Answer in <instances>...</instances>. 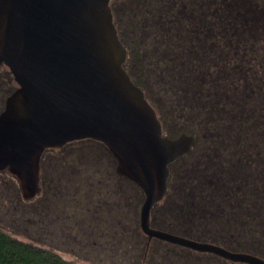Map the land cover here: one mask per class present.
<instances>
[{
    "label": "rangeland",
    "instance_id": "374dc122",
    "mask_svg": "<svg viewBox=\"0 0 264 264\" xmlns=\"http://www.w3.org/2000/svg\"><path fill=\"white\" fill-rule=\"evenodd\" d=\"M237 4L244 12L245 2L238 1ZM112 5L119 13L117 23L128 50L125 67L157 109L167 134H191L198 128L196 123L219 122L221 111L227 115L226 107L220 108L218 101L225 93L226 84L230 91L235 90L234 83L199 82L208 81L211 74L231 71L230 67H218L220 71L211 67L227 62L222 55L221 60L218 56L214 58L216 50L224 54L225 47L222 46L227 40L226 35L217 33L212 26L207 30H196L197 25L193 26V32L184 31L178 35L175 45L190 46L191 49L194 46L195 61L199 59L205 63L198 67L183 66L182 58L174 62L173 52L167 50L169 38L162 32L164 28L185 26L180 23L182 4L179 1L114 0ZM258 5L264 6V0ZM204 9L205 14L211 16L216 8ZM214 16L212 18L216 20V14ZM213 43L216 48L211 50ZM177 52L175 50L174 55ZM170 57L171 61L165 63ZM231 64H235L234 61ZM187 68L198 71L192 75L199 81H188L193 78L184 77L183 71ZM207 106L210 113L202 115ZM221 148L223 155L218 158L215 154L212 159L207 157L209 149L202 147L173 167L171 189L176 193L169 204L156 207V214L161 213L167 220L166 225L175 229L185 223L178 214L181 206L187 205L189 212L197 213L192 230L203 240L220 239V244L231 249L264 255V175L261 177L255 167L251 170L242 161L231 159L228 149L225 152L224 147ZM215 164L224 165L226 170L222 182H218L224 188L220 190L238 186L246 192L245 198H249L244 205L248 212L241 214L236 223L229 217L226 220L229 213L222 221L214 214L215 217L206 213L200 217V208L196 206L195 210L191 196L187 195L191 190L206 189L202 177L206 166ZM116 165L110 151L95 141L75 142L59 152L47 151L42 160L43 189L30 201L23 199L21 185L14 176L9 172L0 173V231L20 241L51 249L74 264H236L157 239L152 240L146 253L148 238L140 225L144 193L137 185L119 176ZM259 179H263L260 190ZM194 199L197 204L195 196ZM222 202L227 203L228 210L229 200ZM217 211L220 216L225 212L223 209ZM184 220L188 221V218Z\"/></svg>",
    "mask_w": 264,
    "mask_h": 264
},
{
    "label": "water",
    "instance_id": "95a60500",
    "mask_svg": "<svg viewBox=\"0 0 264 264\" xmlns=\"http://www.w3.org/2000/svg\"><path fill=\"white\" fill-rule=\"evenodd\" d=\"M113 0H0V65L18 85L0 115V171L20 183L26 201L42 191L47 151L92 140L117 161L116 173L145 200L140 225L157 239L236 264L264 258L152 227V212L168 192L170 167L196 147V137L165 135L144 89L125 68L128 51Z\"/></svg>",
    "mask_w": 264,
    "mask_h": 264
},
{
    "label": "trees",
    "instance_id": "16d2710c",
    "mask_svg": "<svg viewBox=\"0 0 264 264\" xmlns=\"http://www.w3.org/2000/svg\"><path fill=\"white\" fill-rule=\"evenodd\" d=\"M259 1L260 0L247 1V3L244 4V12L241 10L242 7L240 8L241 14H243L242 20L240 22L232 23L231 33L226 35L227 40L224 41L222 46L225 47V50H222L224 54H219V50H216L214 53V58L218 56V59L220 58L221 60L220 56L222 55V57L227 59V62L226 64L215 63L211 67H215L214 69L219 71L221 70L219 69L220 67H230L231 71H220L218 74L216 73V75L213 76L211 74L208 81H199L198 79H195V75L192 74L197 73V70L187 68L183 72L184 77L193 78L192 80L188 81H199L200 83L231 82L234 83L233 85H235V90L230 91L226 84L224 87L225 93L221 94L218 101V103H220V108L225 109L226 107L227 115L221 111L222 117L220 116L221 119H218L219 122L196 123L198 128L194 131H191V134L196 136L197 144L193 151L185 158L191 157L198 149L200 150L202 147H205V150L209 149V156L207 157L212 159V155L215 154L218 158L223 153L220 150L222 149L221 147H224L225 152L228 149L227 153L231 159H238L239 161H242L246 166L251 167V170L252 167H255L257 171L259 170L262 177L264 175V6L258 5ZM232 61H234L236 65L231 64ZM203 65H205V63L200 62L198 65L193 66L198 67ZM127 71L130 75H132L128 69ZM199 76L202 77L203 74H200ZM207 76L208 74L205 75V78ZM206 100H209V98ZM153 107L155 108L154 105ZM205 112H209L208 106L202 115H204ZM226 120H229L230 122H226ZM163 126L166 133V127L164 124ZM230 147H233V149ZM177 163H175L174 166ZM225 172L226 170L224 165L221 166V164H215L213 167L211 165H207L206 173L202 177L203 182L205 183L203 185L206 187V189L191 190V192H189L187 195H190L191 199L193 200L191 203L193 204L192 207L195 210L196 206L200 208V212L198 211L200 217L205 213L210 217H215L217 215L216 218L222 221L229 213L226 217V220H229L230 218L232 222L236 223L241 214H246L248 212V209H246L244 205L246 203L245 201L248 202L249 198H245L246 192L241 190V188L239 189L238 186L232 188L231 190H220L223 187L218 182H222L221 178L224 177ZM173 175L174 171L170 179V190L168 192L167 198L162 203H160L161 206L169 204L176 193L171 189L172 180L174 179ZM223 179V182L226 184L225 178ZM259 180L260 184L257 186L260 190L262 188V180ZM253 195L255 194L253 193ZM194 196L197 199V204H195ZM198 200H200L201 203ZM227 200H229L228 210L226 207L227 203L222 202ZM219 206L221 207L219 208ZM156 207L152 212L153 228L166 230L176 235L184 236L200 242L218 244L228 250L237 251L220 244V239L205 241L203 238L197 236L195 234L196 232L192 230L193 223L196 224L195 216L197 215L192 207L190 209L193 211H190V213L189 206H181L179 214L178 212L177 214L181 215L180 218L183 222L187 223V225L182 223L180 219L182 224L180 223L181 226H178V228L175 229H171L166 225L167 220L163 219L161 213L156 214ZM219 209H223V211H225L221 214V216L219 215V211H217ZM213 211H216V213ZM184 218H188V221H185ZM189 222H191V224ZM198 222L200 223L201 221ZM149 248L150 244L147 246L146 253L148 252ZM241 251L264 258V255L245 250ZM0 264L74 263L63 259L59 254L51 249L20 241L7 233L0 231Z\"/></svg>",
    "mask_w": 264,
    "mask_h": 264
},
{
    "label": "flooded vegetation",
    "instance_id": "af4514ba",
    "mask_svg": "<svg viewBox=\"0 0 264 264\" xmlns=\"http://www.w3.org/2000/svg\"><path fill=\"white\" fill-rule=\"evenodd\" d=\"M169 1H173V2L179 1L182 4V8L180 9L181 13L179 15V18L181 21L180 22L181 25L185 24V26L181 27V28L179 26L178 27H176V26L170 27L168 29L164 28V31H162V32L165 33V37L169 38L167 50H169L170 52H173L172 56H174V58H175L174 62H176L175 60H177L178 58H180V59L182 58L185 61L182 63L183 66H193V65L195 66V65H198L201 61L199 59H198V61H195V57H197V56L194 53H192L194 46L192 45L193 48L191 49L190 46H187V47L180 46L179 47V46L175 45L174 41L176 40L177 37H179L178 35H182L184 31H186V32L189 31L188 33L193 32V30H194L193 26L194 25L198 26L195 28L196 30L197 29L198 30L199 29L207 30V29H210L212 26V29L217 30L216 31L217 33L229 35L231 33L232 23L233 22H240L242 20V15H243V14H241V11H240L241 7L239 6V4H237V6H236L235 3L238 1H239V3H240V1L246 3L249 0H169ZM113 2H114V0L111 3V7H112L113 15H114V22H115L116 28L118 30L119 37L125 45V41H124L125 39L122 36V31L120 30V27L117 23L119 13L117 12V10H115L113 8V5H112ZM204 7H207L208 9H211V10L214 8H216V9L214 12H212L211 16H209L208 14H205L206 11H205ZM185 10H188V11L183 12ZM182 12H183V14H182ZM214 14H216V16H217V19H216L217 21L215 19H213V18H215ZM212 15H213V18H212ZM199 19H201V20H199ZM186 24L189 27L186 26ZM123 33L125 34L124 31H123ZM212 33H213V35H215L214 31ZM188 44H191V43H188ZM213 45L214 46H213V48H211V50L216 48V43H213ZM175 50H176V52L178 51L180 53L178 54V52H177L174 55ZM171 57L168 58L169 60L167 59V61L165 63H169L171 61ZM201 57H204V56L202 55ZM178 63H179V61H178ZM131 77L135 81V83L138 84L136 79L133 77V75H131ZM139 86H141V85H139ZM17 88H18V85H17V83L14 79V76L11 73L10 69L4 64L0 65V115L6 108L7 99L16 91ZM163 129H164V126H163ZM164 133H165V130H164ZM165 135L169 138L178 137V136H173V135H169L166 133H165ZM190 135H193V134H190ZM88 141H92V140H88ZM177 162H175V163H177ZM174 164H172L170 167V178H169V183H168V192L170 190V179H171V175L173 174ZM2 172L7 173L8 171H0V173H2ZM42 174H43V167L41 170V187L43 189V176H42ZM122 178H124V177H122ZM132 184H134V183H132ZM168 192L165 196V199L167 198ZM158 230H161V229H158ZM162 231H166V230H162ZM166 232H168V231H166ZM169 233H172V232H169ZM172 234H174V233H172ZM235 252H242V251H235Z\"/></svg>",
    "mask_w": 264,
    "mask_h": 264
}]
</instances>
